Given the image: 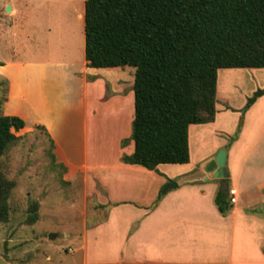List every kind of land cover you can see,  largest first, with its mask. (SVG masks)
I'll return each mask as SVG.
<instances>
[{
    "label": "crops",
    "instance_id": "1",
    "mask_svg": "<svg viewBox=\"0 0 264 264\" xmlns=\"http://www.w3.org/2000/svg\"><path fill=\"white\" fill-rule=\"evenodd\" d=\"M7 4L15 16L14 4ZM79 18H84V13ZM0 75L8 83L3 115L21 118L25 123L23 129L41 126L46 130L54 143L55 164L65 168L63 180L70 182L81 176L85 191L101 189L103 196L96 194L99 198L105 197L107 202L99 204L102 208L111 207L110 215L123 207L124 212L127 210L128 218L118 221L129 220L132 231L119 236L124 242L119 244V259L113 263L182 264L193 259L191 264H263L258 260L244 261V245L246 239L250 240L253 251L264 255L261 249L264 241L261 213L264 211V126L251 142H245L247 133L242 129L227 149L217 146L213 152L210 149L197 154L199 160L195 163L190 156L189 163L183 164L190 169L178 174L175 182L203 170L201 164L214 158L221 149L227 152V179L206 176L203 180L184 182L155 202L152 197L158 187L152 190L151 186V175L155 171L121 160L122 154L133 152L132 141L110 164L89 162L88 123L92 117L89 106L96 101L102 111L117 105L120 122L127 125L128 119L133 120L132 69L89 68L85 59L57 63L13 58L0 63ZM263 98L242 116L243 125L251 120L252 112ZM217 122L216 109L212 123L189 126V151L192 135L205 133L206 126ZM170 179L171 176H166L163 183H169ZM231 189L235 190L236 200L226 207L228 211L223 216L214 197L221 190H228L229 195Z\"/></svg>",
    "mask_w": 264,
    "mask_h": 264
},
{
    "label": "rangeland",
    "instance_id": "2",
    "mask_svg": "<svg viewBox=\"0 0 264 264\" xmlns=\"http://www.w3.org/2000/svg\"><path fill=\"white\" fill-rule=\"evenodd\" d=\"M9 2L17 10L15 16L11 11L5 12ZM84 8L83 0H0V63L13 58L57 63L85 59L84 18H79ZM129 68L132 69L130 80H133L134 68ZM263 87L264 69L218 70V122L206 126L205 133L192 135L190 156L193 163L199 160L197 154L210 149L213 152L217 146L227 149L230 140L236 139L242 129L247 133L246 143L261 132L264 100L254 109L247 124L243 125L242 116L264 95L245 113L242 109L254 91ZM7 88V81L0 75V115H3ZM89 109L92 116L88 123L89 162L110 164L129 146V143L122 146V142L129 139L130 134L125 135L131 132L132 119H128L127 125L120 122L117 105L100 111L93 101ZM124 120L126 122V117ZM12 132L19 139L0 160L7 177L16 182L9 200V219L0 223V264H119L113 263L118 261V247L124 242L119 236L132 231L129 220L118 221L128 218L127 210L124 212L123 207L110 215L111 207L102 208L99 204L107 199L96 194L99 192L103 196V191H85L81 176L65 182V170L53 161L50 138L41 128L34 126ZM188 169L184 165L162 164L158 171L154 170L151 186L152 190L158 187V192L152 197L153 201L159 200L166 176L172 177L169 182L176 181L177 175ZM34 202L39 204L38 220L29 225L26 220ZM261 213L264 216V211ZM261 244L264 250V241ZM253 250L254 245L246 239L244 261L258 260L264 264V255ZM192 260L182 264H191Z\"/></svg>",
    "mask_w": 264,
    "mask_h": 264
},
{
    "label": "trees",
    "instance_id": "3",
    "mask_svg": "<svg viewBox=\"0 0 264 264\" xmlns=\"http://www.w3.org/2000/svg\"><path fill=\"white\" fill-rule=\"evenodd\" d=\"M84 5L87 67L134 68V118L122 142L132 141L133 152L123 156L125 164L152 171L188 164L189 126L215 120L218 70L264 69V0H85ZM263 95L264 87L254 91L242 113ZM24 125L17 116L0 115V160L19 139L12 130ZM15 186L0 164V223L9 219ZM214 203L225 216L228 190L218 191ZM38 207L30 206L27 224L38 220Z\"/></svg>",
    "mask_w": 264,
    "mask_h": 264
},
{
    "label": "water",
    "instance_id": "4",
    "mask_svg": "<svg viewBox=\"0 0 264 264\" xmlns=\"http://www.w3.org/2000/svg\"><path fill=\"white\" fill-rule=\"evenodd\" d=\"M11 11V7L10 6H6L5 8V12H10ZM226 157H227V152L225 149H221L218 151V153L216 154V156L214 158H211L209 160H207L206 162L201 164V171L185 177L183 179H180L179 181L175 182H169L168 184H166L160 191L159 193V197L162 194H165L168 190L173 189V188H177L178 185L184 183V182H191V181H195V180H203L206 179V176L209 177H213L214 179L219 178V179H227V168L225 165L226 162ZM227 207V206H226ZM52 237H50L51 239Z\"/></svg>",
    "mask_w": 264,
    "mask_h": 264
},
{
    "label": "built area",
    "instance_id": "5",
    "mask_svg": "<svg viewBox=\"0 0 264 264\" xmlns=\"http://www.w3.org/2000/svg\"><path fill=\"white\" fill-rule=\"evenodd\" d=\"M235 195H236L235 190L233 189L229 190L230 203H235L236 200Z\"/></svg>",
    "mask_w": 264,
    "mask_h": 264
}]
</instances>
